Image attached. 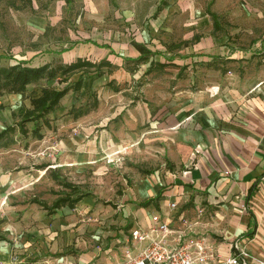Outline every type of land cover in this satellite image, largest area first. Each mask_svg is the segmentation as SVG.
I'll use <instances>...</instances> for the list:
<instances>
[{
	"label": "rangeland",
	"instance_id": "374dc122",
	"mask_svg": "<svg viewBox=\"0 0 264 264\" xmlns=\"http://www.w3.org/2000/svg\"><path fill=\"white\" fill-rule=\"evenodd\" d=\"M196 3L199 12L188 19L184 14L180 19H159L155 9H173L175 4L164 1L157 6L125 8L117 0H0V67L24 59L36 65L34 57L50 59L63 46L75 48L87 59L85 44H106L116 37L132 39L134 27L146 30L149 39L156 35L166 52L174 38L180 41L190 33L206 38V43L212 28L206 16L211 0ZM260 3L264 12V0ZM218 19L219 24L228 25L223 16ZM222 34H218L220 39ZM217 62L213 60L214 65ZM192 64L198 67L193 72L204 76L209 68L205 65H213L206 59ZM101 71L102 76L95 68L68 78L58 75L66 82L40 81L27 86L23 97L0 98L1 132L19 121L13 115L30 108L28 98L42 87L59 90L79 79L82 83L79 91H70L60 100L59 112L47 116L48 128L39 121L41 138L30 134L23 138L16 131L15 143L0 148V264H79L78 255H100L138 220V211L154 190L152 182L163 172H173L163 156V147L172 144L173 132L159 129L163 117L151 109L149 129L131 130L133 108L128 102L137 97L133 94H141L142 79L120 77L117 83L110 78L113 70ZM147 87L154 94L185 87L201 90L196 83L179 86L170 79L151 81ZM33 127V123L26 124L28 131ZM139 191L143 194L136 198ZM65 195L84 197L73 209L63 207L50 213L43 208Z\"/></svg>",
	"mask_w": 264,
	"mask_h": 264
},
{
	"label": "crops",
	"instance_id": "0c3cea01",
	"mask_svg": "<svg viewBox=\"0 0 264 264\" xmlns=\"http://www.w3.org/2000/svg\"><path fill=\"white\" fill-rule=\"evenodd\" d=\"M117 1L125 8L131 4L157 6L164 1L175 4L174 10L168 6L159 11L155 9L159 19H180L183 14L188 19L199 12L197 0ZM260 1L211 0L206 16L211 19L210 32L213 30L215 34L209 32L206 43V38L190 33L189 38L182 37L180 41L174 38L166 52L156 35L149 39L146 30L133 26L132 39L116 37L106 44H85L87 59L75 48L63 46L47 57L50 59L41 55L34 57L36 65L28 64L25 59L9 64L69 65L83 59L97 66L107 62L102 68L113 70L110 78L117 83L120 77L129 81L142 79L141 94H133L137 97L128 102L129 108H133L132 120H129L131 130L149 129L152 109L164 119L159 129L173 132L172 144L163 147L164 160L173 172H163L157 182H152L154 190L145 201H153L147 206L143 202V208L137 213L138 220L120 241L112 240L115 245L111 244L100 255H78L79 264H89L92 260H95L92 264L119 263L127 237L132 231L147 230L152 214L162 216L173 230L180 229L181 220L186 219L190 223L186 233L207 238L217 254L215 264L231 255L235 244L249 255L248 264H264V12ZM219 15L228 25L219 24ZM220 33H225L221 42ZM203 59L212 64L214 59L220 62L205 65L209 68L204 76L192 70L198 69L192 62ZM166 79L179 86L196 83L201 85V90L185 87L174 93L155 94L148 90L151 81L161 83ZM39 94L40 90L35 97ZM252 187V196L246 200ZM142 194L139 191L136 198ZM170 203L176 205L174 210L169 209Z\"/></svg>",
	"mask_w": 264,
	"mask_h": 264
},
{
	"label": "trees",
	"instance_id": "16d2710c",
	"mask_svg": "<svg viewBox=\"0 0 264 264\" xmlns=\"http://www.w3.org/2000/svg\"><path fill=\"white\" fill-rule=\"evenodd\" d=\"M137 49L142 50V47L139 45H134ZM139 58L137 61H140ZM107 62H101L97 66L94 64L85 61L83 59H77L75 62L69 65H43L39 67H29L25 66L24 63L18 62L15 65H10L8 67H0V98L3 95H20L24 96L26 88L29 85L35 84L40 81H50L52 79H58L60 83H65L59 78L58 75H62L64 78H68L77 73H83L86 69L95 68L99 70V75H102L100 68L106 66ZM81 79L73 83V85L61 89H56L54 87H42L40 89V94L37 97H29V106L30 108L24 107L20 109L13 116L17 117L19 121L15 125L5 128L0 132V148H7L10 145L14 144V137L12 135L17 131L20 136L25 138L30 134L34 138H41L39 121L45 127H49V122L47 116L51 114L59 105L60 100L69 92V91H79L81 88ZM110 84V83H109ZM27 123H33L34 127L32 130L28 131L26 128ZM66 188L69 185H64ZM247 195L248 200L254 190V187L249 189ZM84 195H78L75 198H71L70 195H65L56 199L51 207H43L45 210H48L50 213L55 212L63 207L73 209L74 205L78 203ZM153 200L149 199L145 201L144 206L150 204ZM251 214V213H250ZM251 235V234H249Z\"/></svg>",
	"mask_w": 264,
	"mask_h": 264
},
{
	"label": "built area",
	"instance_id": "2783aa9c",
	"mask_svg": "<svg viewBox=\"0 0 264 264\" xmlns=\"http://www.w3.org/2000/svg\"><path fill=\"white\" fill-rule=\"evenodd\" d=\"M175 208L174 203L169 204V209ZM150 221L147 230L130 233L124 243L122 260L117 264H215L217 254L207 238L186 233L190 224L186 219L181 220L178 230L171 229L158 214H152ZM232 249L231 255L216 264H248L250 257L243 248L235 244Z\"/></svg>",
	"mask_w": 264,
	"mask_h": 264
}]
</instances>
